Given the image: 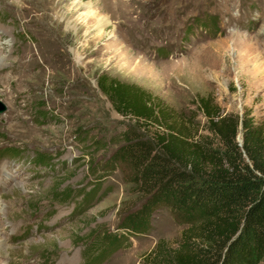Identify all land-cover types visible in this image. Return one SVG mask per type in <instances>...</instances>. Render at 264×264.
<instances>
[{
  "label": "rangeland",
  "instance_id": "374dc122",
  "mask_svg": "<svg viewBox=\"0 0 264 264\" xmlns=\"http://www.w3.org/2000/svg\"><path fill=\"white\" fill-rule=\"evenodd\" d=\"M42 1L0 0V264H85L107 234L123 238L99 264H157L147 254L175 249L186 227L161 207L144 233L119 229L143 199L106 160L133 125L95 78L194 117L196 136L199 98L264 134V0Z\"/></svg>",
  "mask_w": 264,
  "mask_h": 264
},
{
  "label": "trees",
  "instance_id": "16d2710c",
  "mask_svg": "<svg viewBox=\"0 0 264 264\" xmlns=\"http://www.w3.org/2000/svg\"><path fill=\"white\" fill-rule=\"evenodd\" d=\"M95 85L133 125L106 160L108 168L127 171L131 189L143 199L122 217L123 235L147 231L151 215L163 207L186 229L175 249L157 246L147 254L157 264H264V134L251 120L223 116L199 98L207 135L196 136L194 117L174 113L148 91L105 73ZM46 161L37 154L32 162ZM92 195L81 196L86 203ZM122 238L103 235L85 264H99Z\"/></svg>",
  "mask_w": 264,
  "mask_h": 264
},
{
  "label": "bare ground",
  "instance_id": "6f19581e",
  "mask_svg": "<svg viewBox=\"0 0 264 264\" xmlns=\"http://www.w3.org/2000/svg\"><path fill=\"white\" fill-rule=\"evenodd\" d=\"M41 2H42V4H43V1L41 0ZM21 6V5H20ZM40 6V5H39ZM81 6V4L80 3H78V5H77V7H80ZM27 7V6H26ZM87 8V7H86ZM53 15V14H52ZM25 17V16H24ZM23 20V17H22V19L20 18L19 19V21H20V24L22 25L24 22L22 21ZM32 20V19H31ZM35 23V22H34ZM25 24V23H24ZM31 24H32V22H31ZM106 25V22L105 21H99V29H101V28H103L104 26ZM33 27V26H32ZM2 28V27H1ZM0 28V39L2 38V37H4V35L5 34H7V33H10L11 34V29L9 30V32H8V30H6V31H4V30H2ZM6 29V28H5ZM14 46V45H13ZM5 50V48H4V45H0V51H4ZM12 50V49H11ZM18 52V51H17ZM13 54V53H12ZM7 55V54H6ZM9 55V54H8ZM10 56V55H9ZM6 57V56H5ZM7 58V57H6ZM10 58V57H9ZM4 61V60H3ZM2 61V62H3ZM15 61V60H14ZM11 63V62H10ZM3 65V64H2ZM11 65V64H10ZM14 65V64H13ZM1 67H3V66H1ZM9 69V68H8ZM19 69V68H18ZM11 70V69H10ZM9 71V70H8ZM2 72H4V71H2ZM12 72V71H11ZM5 73V72H4ZM13 73V72H12ZM13 75V74H12ZM16 76V75H15ZM19 79V78H18ZM16 82V81H15Z\"/></svg>",
  "mask_w": 264,
  "mask_h": 264
}]
</instances>
